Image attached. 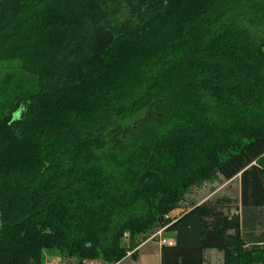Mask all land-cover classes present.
Masks as SVG:
<instances>
[{"label": "trees", "instance_id": "16d2710c", "mask_svg": "<svg viewBox=\"0 0 264 264\" xmlns=\"http://www.w3.org/2000/svg\"><path fill=\"white\" fill-rule=\"evenodd\" d=\"M0 264H264V0H0ZM217 178L241 196L188 199ZM235 210V211H234Z\"/></svg>", "mask_w": 264, "mask_h": 264}, {"label": "rangeland", "instance_id": "374dc122", "mask_svg": "<svg viewBox=\"0 0 264 264\" xmlns=\"http://www.w3.org/2000/svg\"><path fill=\"white\" fill-rule=\"evenodd\" d=\"M18 68V63L3 64V66L0 67V85L6 75L14 72L18 74ZM240 196V178L229 182H226L221 178H217L214 181H210L193 188L188 196V199H195L198 203H201L210 198L214 199L224 197L236 202ZM163 237L167 238L168 235L163 233ZM158 240L159 238H155L153 241L147 242L143 246L144 248L141 253L143 258L142 260L140 259L136 261L131 257L122 264H159L161 260V247ZM44 264H79V261L76 258H70L66 254H62L58 251H48L44 253ZM96 264H103V262L97 261ZM205 264H223V254L218 251L208 252L206 254Z\"/></svg>", "mask_w": 264, "mask_h": 264}, {"label": "built area", "instance_id": "2783aa9c", "mask_svg": "<svg viewBox=\"0 0 264 264\" xmlns=\"http://www.w3.org/2000/svg\"><path fill=\"white\" fill-rule=\"evenodd\" d=\"M163 233H164V230L159 231L151 239H149L147 242L153 241L155 238H159L158 243H159L160 247H173L175 245V239H166L163 237ZM134 253H135V251H129L127 253L125 260L131 258ZM121 263L122 262L115 263V264H121ZM84 264H96V263L95 262H85Z\"/></svg>", "mask_w": 264, "mask_h": 264}, {"label": "crops", "instance_id": "0c3cea01", "mask_svg": "<svg viewBox=\"0 0 264 264\" xmlns=\"http://www.w3.org/2000/svg\"><path fill=\"white\" fill-rule=\"evenodd\" d=\"M211 199V198H210ZM208 200V199H207ZM206 201V200H205ZM166 239H174V235H169ZM150 242V241H149ZM147 243V242H146ZM146 243H144L139 249H138V257H137V259H136V261L137 260H142L143 258H142V255H141V253H142V250H143V246L146 244ZM161 249H162V247H161ZM161 249H160V251H161ZM208 252H215V251H207V253ZM217 252V251H216ZM206 253V254H207ZM126 260H124L122 263H124ZM121 263V264H122ZM159 264H161V260H160V263Z\"/></svg>", "mask_w": 264, "mask_h": 264}]
</instances>
